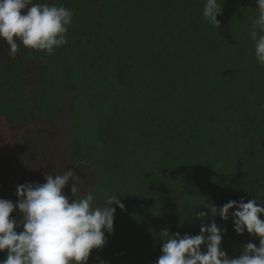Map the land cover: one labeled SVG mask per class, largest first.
<instances>
[{
	"label": "trees",
	"instance_id": "obj_1",
	"mask_svg": "<svg viewBox=\"0 0 264 264\" xmlns=\"http://www.w3.org/2000/svg\"><path fill=\"white\" fill-rule=\"evenodd\" d=\"M33 2L71 9L73 22L52 55L18 42L13 57L0 40V198L16 202L18 185L71 169L76 198L94 191L100 207L105 193L118 196L136 220L139 264L156 263L165 230L197 235L213 220L230 257L259 246L208 208L264 204V66L249 36L256 0H224L218 28L203 18L205 0ZM12 216L22 220L19 209Z\"/></svg>",
	"mask_w": 264,
	"mask_h": 264
},
{
	"label": "clouds",
	"instance_id": "obj_2",
	"mask_svg": "<svg viewBox=\"0 0 264 264\" xmlns=\"http://www.w3.org/2000/svg\"><path fill=\"white\" fill-rule=\"evenodd\" d=\"M224 0H205L203 18L219 27L218 15ZM258 16L252 23L249 36L254 41L255 59L264 66V0H256ZM73 11L63 5L34 3L33 0H0V40L9 46L15 57L19 44L52 55L65 45L66 33L73 22ZM19 42V44H18ZM72 180L69 197L64 189ZM78 191L74 172L47 174L45 183H26L17 186L18 201L0 198V252L7 251L0 264H88L93 249L106 243V233L114 228L118 196L105 193L106 205L96 206L94 191L76 198ZM259 199V197H258ZM210 215L224 220L231 216L237 233L247 231L259 238V246L249 242L236 258L221 247L226 229L213 222L202 225L200 234L162 233V255L156 264H264V204L257 199L244 202L231 200L222 207L208 205ZM235 208V211H231ZM19 209L22 220L12 216ZM207 219L209 212H199ZM23 230L18 231L21 227ZM206 247V251L203 248Z\"/></svg>",
	"mask_w": 264,
	"mask_h": 264
},
{
	"label": "rangeland",
	"instance_id": "obj_3",
	"mask_svg": "<svg viewBox=\"0 0 264 264\" xmlns=\"http://www.w3.org/2000/svg\"><path fill=\"white\" fill-rule=\"evenodd\" d=\"M115 206V204H113ZM113 206V207H114ZM103 207V206H100ZM116 208L114 215V228L113 233H106V243L100 249H93L88 264H139L142 260V252L139 251L138 246L134 243L133 234L131 228H135L134 218L125 214L124 208ZM120 226V227H119ZM133 232V233H132ZM118 240V246L113 248L111 247V241ZM155 248V246H154ZM155 249L151 250L152 252ZM134 252L136 255L135 260L132 258L131 253ZM98 253V257H96ZM96 254V255H95ZM156 257L153 258V260ZM146 261L147 258L145 259ZM153 264V263H150ZM156 264V263H154Z\"/></svg>",
	"mask_w": 264,
	"mask_h": 264
}]
</instances>
